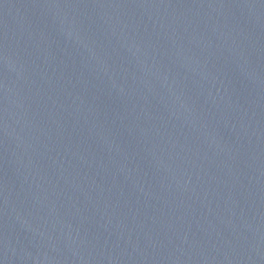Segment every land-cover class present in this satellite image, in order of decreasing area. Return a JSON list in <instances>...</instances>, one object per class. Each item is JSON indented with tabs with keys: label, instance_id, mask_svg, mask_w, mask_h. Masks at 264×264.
I'll return each mask as SVG.
<instances>
[{
	"label": "water",
	"instance_id": "95a60500",
	"mask_svg": "<svg viewBox=\"0 0 264 264\" xmlns=\"http://www.w3.org/2000/svg\"><path fill=\"white\" fill-rule=\"evenodd\" d=\"M0 264H264V0H0Z\"/></svg>",
	"mask_w": 264,
	"mask_h": 264
}]
</instances>
